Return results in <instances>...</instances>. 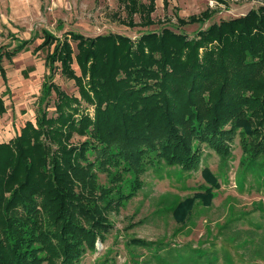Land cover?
<instances>
[{
	"label": "trees",
	"instance_id": "16d2710c",
	"mask_svg": "<svg viewBox=\"0 0 264 264\" xmlns=\"http://www.w3.org/2000/svg\"><path fill=\"white\" fill-rule=\"evenodd\" d=\"M155 1L123 0L128 16L141 13L147 24ZM67 34L61 40L45 30L38 49H52L47 67L59 63L80 97L44 83L36 122L0 143V264H78L113 227L108 211L139 192L141 173L161 165L194 171L203 145L227 161L237 134L248 162L264 163V7L193 38L169 29L136 41ZM30 42L0 50L5 83L3 60ZM53 93L51 116L43 104ZM82 100L93 114L81 109ZM6 112L0 94V115ZM75 136L84 140L75 143ZM99 171L109 186L100 185ZM133 245L155 250L156 263L145 264L208 261L205 250L195 256L140 240Z\"/></svg>",
	"mask_w": 264,
	"mask_h": 264
},
{
	"label": "rangeland",
	"instance_id": "374dc122",
	"mask_svg": "<svg viewBox=\"0 0 264 264\" xmlns=\"http://www.w3.org/2000/svg\"><path fill=\"white\" fill-rule=\"evenodd\" d=\"M139 2L148 5L150 0ZM154 6L152 23L147 24L141 13L131 19L123 0H0V50L31 41L12 60L2 62L8 80L5 83L0 74V94L7 107L0 115V143L17 136L27 121L36 122L44 83L80 97L75 80L62 75L59 63L52 71L47 67L52 49H38L45 30L61 40L67 33H78L86 37L119 34L136 41L164 29L193 38L213 24L259 10L264 0H156ZM72 68L81 75L76 61ZM48 98L43 106L48 103L52 116L56 96ZM81 109L93 114L84 100ZM80 140L84 138L73 139ZM230 143L227 161L203 145L194 171L183 173L161 165L141 173L139 192L118 210L108 211L113 227L78 264L156 263L155 250L134 246L136 240L153 247L183 248L195 256L205 250L204 264H264V163L248 162L239 135ZM97 177L100 185H110L106 171H99ZM130 183L129 179L127 186Z\"/></svg>",
	"mask_w": 264,
	"mask_h": 264
}]
</instances>
